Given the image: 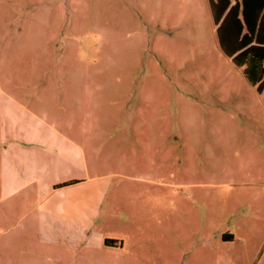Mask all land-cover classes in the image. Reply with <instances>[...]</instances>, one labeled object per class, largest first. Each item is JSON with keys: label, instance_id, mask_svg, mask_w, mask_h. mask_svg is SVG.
<instances>
[{"label": "rangeland", "instance_id": "obj_1", "mask_svg": "<svg viewBox=\"0 0 264 264\" xmlns=\"http://www.w3.org/2000/svg\"><path fill=\"white\" fill-rule=\"evenodd\" d=\"M60 63L71 134L100 145L102 209L69 255L34 194L0 187V264H264V88L209 0H0V95L66 117L43 83Z\"/></svg>", "mask_w": 264, "mask_h": 264}, {"label": "crops", "instance_id": "obj_2", "mask_svg": "<svg viewBox=\"0 0 264 264\" xmlns=\"http://www.w3.org/2000/svg\"><path fill=\"white\" fill-rule=\"evenodd\" d=\"M210 13L212 16L211 7ZM62 58L65 60L64 55ZM69 59L65 61L68 64ZM65 70L69 75L48 78L43 83L55 84L51 95L57 97L59 111L68 110L66 117L54 113L43 117L23 106L21 99L5 92L0 95V114L5 119L1 124L0 187L5 197L34 194L38 199V224L63 229L55 232V241L66 244L71 255V227L93 225L102 209L99 190L104 188L106 175L98 171L103 164L100 145L87 142L94 128L84 127L89 136L85 135L83 141L71 134V69L60 63L57 72ZM39 98L37 95L36 101ZM14 105L24 109H16L13 114ZM101 241L94 244L101 246Z\"/></svg>", "mask_w": 264, "mask_h": 264}, {"label": "trees", "instance_id": "obj_3", "mask_svg": "<svg viewBox=\"0 0 264 264\" xmlns=\"http://www.w3.org/2000/svg\"><path fill=\"white\" fill-rule=\"evenodd\" d=\"M210 7L222 50L243 69L248 81L262 91L264 0H210ZM106 244L113 243L106 240Z\"/></svg>", "mask_w": 264, "mask_h": 264}]
</instances>
